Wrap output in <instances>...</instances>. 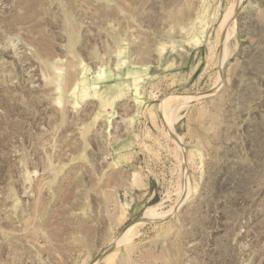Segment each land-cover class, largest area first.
<instances>
[{
  "label": "rangeland",
  "instance_id": "rangeland-1",
  "mask_svg": "<svg viewBox=\"0 0 264 264\" xmlns=\"http://www.w3.org/2000/svg\"><path fill=\"white\" fill-rule=\"evenodd\" d=\"M0 264H264V0H0Z\"/></svg>",
  "mask_w": 264,
  "mask_h": 264
},
{
  "label": "water",
  "instance_id": "water-1",
  "mask_svg": "<svg viewBox=\"0 0 264 264\" xmlns=\"http://www.w3.org/2000/svg\"><path fill=\"white\" fill-rule=\"evenodd\" d=\"M240 4V3H239ZM237 10V9H236ZM223 34V33H222ZM221 71H222V69H221ZM221 71H220V76H222V73H221ZM216 92V90H212V89H210V90H207V91H205V92H202V93H200L199 95L200 96H203V95H210V94H212V93H215ZM173 136H174V138L176 139V141L179 143V145L182 147V145L180 144V141H179V139H178V137L175 135V134H173ZM184 162H186V157L184 156ZM185 167V166H184ZM162 220H164V219H162V218H148L147 216H145V214L144 213H142V214H140V215H138V216H136L135 218H133L129 223H128V225H127V227H129V226H132V225H134V224H136V223H138V222H141V221H154V222H157V221H162ZM116 241H112L103 251H101L95 258H94V260H93V262L92 263H94V262H96L97 260H99L102 256H104L105 254H107V253H109L110 251H112V249H114L115 247H116Z\"/></svg>",
  "mask_w": 264,
  "mask_h": 264
},
{
  "label": "bare ground",
  "instance_id": "bare-ground-1",
  "mask_svg": "<svg viewBox=\"0 0 264 264\" xmlns=\"http://www.w3.org/2000/svg\"><path fill=\"white\" fill-rule=\"evenodd\" d=\"M224 30H225V29H224ZM225 33H227V30H226V32L224 31V34H225ZM225 35H226V34H225ZM224 38H225V37H224ZM225 39H226V38H225ZM173 118H174V117H173ZM170 128H171V127H170ZM151 213H152V212H148V211H147V212L145 213V216H147L148 218H152L153 215H152ZM153 218H154V217H153ZM122 239H123V235H121L119 238H116V239L114 240V241H116V243H117L116 245H120V242L123 241ZM121 243H122V242H121Z\"/></svg>",
  "mask_w": 264,
  "mask_h": 264
}]
</instances>
